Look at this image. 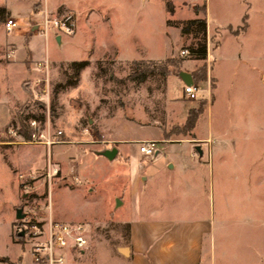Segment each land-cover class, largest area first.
<instances>
[{
  "label": "rangeland",
  "instance_id": "374dc122",
  "mask_svg": "<svg viewBox=\"0 0 264 264\" xmlns=\"http://www.w3.org/2000/svg\"><path fill=\"white\" fill-rule=\"evenodd\" d=\"M29 1L0 0V264H31L29 243L17 241L22 219L16 218V212L22 208L25 214L32 205L36 218L43 220L49 215L45 207L49 199L53 219L90 227L89 244L75 264L119 263L116 247L123 244L127 228L118 216L130 212L124 189L139 172L148 176L141 186V201H150L155 209L169 204L191 208L197 187L192 191L191 186H169L162 168L174 153L191 150L194 159L200 158L196 149L157 142L160 157L150 159L139 151L136 140L130 143L129 159L120 151L116 159H109L103 145L112 148L114 144H103L87 132L93 128L88 118L110 115L117 116L108 126L112 132L125 138H148L157 129L126 120L146 121L143 112L172 131L170 141L195 136L194 130L197 135L210 133L213 167L200 171L205 178L200 179L195 206L214 211L218 229L223 226L221 218L228 217L232 221L224 226L227 230L243 227L260 232L259 264H264V0H199L198 7L206 3V15H202L211 28L206 48L213 53L199 64L205 62L207 79H213L214 87L209 82L206 91L201 83L198 99L185 107L177 99L183 95L182 61L186 66L198 61L191 60V55L182 58L179 52L201 34L185 39L174 27L181 25L176 18H187L191 12L177 7L169 13L161 0H73L75 33L61 35L58 44L53 32L45 39L30 30L34 14L26 12ZM59 8L57 13L70 10ZM84 8L91 13L78 14ZM2 9L20 13L2 16ZM8 18L19 26L12 33L4 27ZM25 37H29V47L38 51L39 60L47 53L48 73L35 69L38 60L22 61ZM218 42L219 48L212 52ZM74 60L91 61L85 80L96 82L102 111L93 109V87L85 95L77 89L79 81L75 86H59L63 70ZM211 64L217 85L208 76ZM189 110L199 114L196 126L187 133L182 128L186 119L183 124L180 120ZM22 131L31 133L30 138ZM218 143L223 148L218 149ZM53 168L56 173L49 175ZM157 168L159 175L151 178ZM23 186L32 194L25 200ZM120 196L125 200L122 206ZM235 263L230 258L226 264Z\"/></svg>",
  "mask_w": 264,
  "mask_h": 264
},
{
  "label": "crops",
  "instance_id": "0c3cea01",
  "mask_svg": "<svg viewBox=\"0 0 264 264\" xmlns=\"http://www.w3.org/2000/svg\"><path fill=\"white\" fill-rule=\"evenodd\" d=\"M161 1L167 12V2L171 4L173 10L169 13L173 14L174 12H176L177 7L179 9H184L191 12V16L187 18H176L175 20L179 23L188 19L205 18L206 34H210L211 28L209 30L207 18L206 16L204 17L202 15H206V3L200 4L202 6L198 7L199 0H179L178 4H174L173 0ZM29 2L30 7L28 9L26 8V12L30 14H34L36 10L42 8L43 6L54 13H57V10L60 9L59 7L70 9V11H74L76 13L73 0H57L56 3L54 2L51 4H49L48 0H30ZM203 5H205V11H203ZM91 11L92 10L90 8H84L82 11H78V14H82L84 12H88L90 14ZM19 13L20 11H15V13H12L10 11L6 13V15L15 17ZM86 20H88V17H86ZM174 28L180 29L179 27ZM182 36L187 39L189 35L182 34ZM47 38L48 36L45 39ZM55 39L58 44L62 43L61 36H56ZM24 42L25 50L22 61L26 63L27 61L39 60L37 57L38 51L36 49L34 50L28 45L29 37H25ZM219 46L220 43L218 42L212 52H216ZM212 54L213 53L211 52L210 54L209 52H207V56L209 57V59H211ZM44 58L48 59V61L50 60L47 53ZM44 58H40V60ZM119 60L125 62L137 61L126 59ZM191 60L198 61V63H194L191 66H186L184 65L183 60L181 71L190 73L192 76V72L198 65H200L199 63H201L202 60H198L195 58H192ZM90 62L91 61H89V64ZM211 66L212 67L208 69V76L210 75L214 77L215 83L217 85V77L213 75V64H211ZM85 69L81 71L82 76L79 80L77 89H81L82 93L86 95V93H89L93 87V94L95 97L93 109L102 111L103 108L101 107L100 103H97L98 96L96 93V82L92 83L90 79H88L87 81L85 80ZM179 78L181 79L180 76ZM181 81L183 82L182 79ZM201 83L205 84L204 87L207 91L206 87L209 84V79L200 81L196 85L200 88ZM183 84L185 85L184 82ZM182 97L177 99L181 104H183V107H185L187 103H192V101L184 98V93ZM146 115L147 114L143 112L142 118L145 120L147 119L146 121L138 120L135 118L126 119L133 120L135 123H138L140 125L150 126L157 129V131H155V135H152L145 139L125 138L118 133L112 132L110 129H108V126L109 123H112V121L117 118V116L113 117L110 115L108 117L100 115V117L94 120L88 118L89 123H91L92 121L93 128L88 129L87 132L92 137L95 136L96 139L99 138L100 142L103 144H114L112 148H110L107 144L103 145L106 147V150L116 149V154L113 156V158L109 159H116L115 157L118 154H121L120 152L125 155L126 159H129V154L131 151L130 143L136 140V142L138 143L147 140H155L158 143H183L186 144L189 149H196L198 154L200 155V158L194 159L195 153L191 150L188 154L185 152L174 153L166 159L162 168V171H165L164 175L167 178L166 182H168L169 186H191L192 191H194L193 187H197V189L194 191V193L196 192V195L191 196V198L194 199L195 202L193 201L192 206H190L191 208L186 210H182V207H178L177 204H169L170 206L165 207H162L161 205L158 209H155V206L150 201L145 199L141 201L140 199L141 186L145 185L148 180V176L140 172L138 174L136 173L134 177L125 185L128 186L127 189H124L129 201L130 212L128 213V215L118 216L120 219L119 222L126 224L127 235L123 244H118L116 247L118 252L116 257L119 259V263H116L226 264L227 260L232 258L236 262L235 264H256V262L257 264H259L262 258V251L260 249V240L262 236L260 232H247L243 227H240V229L237 230H227L224 226L232 221V219L228 217L225 219L221 218L220 224L223 226L222 229H218L215 226L214 211H205V209H202L200 206L197 205L199 209L197 206H195L197 200L200 197V195L197 193L199 191L198 187L202 186L200 183V179L204 181L205 178L200 175V171L201 169L205 170L207 167L209 169L213 167V139L210 133H208L207 135H197L194 130L195 136L183 137L181 139H177L176 141H170V139L165 136V132H167L166 129H164L161 124H158L157 119H155L154 116L147 117ZM186 116V113H183V115H181L180 124L184 123ZM149 118H151L153 121H148ZM92 141L96 142L98 140ZM218 144V149L223 148V145H221V143ZM217 153L221 154L222 151L220 152V150H217ZM156 157H160L159 151L156 153L154 158L150 159H156ZM160 171V168L152 170V174L150 177L154 178L155 176L159 175ZM186 174L188 175L186 176ZM172 175L175 176L173 177V180L170 179L169 181V177ZM122 198L123 196L118 197L119 200L121 199V201H119V203H121V206L125 201L122 200ZM237 221L240 222L239 220ZM251 221L252 220L250 219L249 223H251ZM254 222L255 220H253V223Z\"/></svg>",
  "mask_w": 264,
  "mask_h": 264
},
{
  "label": "built area",
  "instance_id": "2783aa9c",
  "mask_svg": "<svg viewBox=\"0 0 264 264\" xmlns=\"http://www.w3.org/2000/svg\"><path fill=\"white\" fill-rule=\"evenodd\" d=\"M4 27L7 33H12L19 26L15 19L8 18ZM30 30L37 32L43 37H47L50 32L56 36L72 35L76 30V16L72 11H63L54 13L46 7L39 8L34 12L33 21L30 23ZM180 57L184 58L189 55L187 48H183L179 52ZM35 69L44 73H48L50 63L44 58L35 62ZM200 88L194 84H185L183 86L184 97L187 100L198 99ZM36 120H31V124H35ZM17 134L15 130L12 131ZM20 136V135H19ZM49 140V144H50ZM157 141L147 140L139 142V151L150 158H154L158 149ZM49 172L56 173V169ZM23 177V175H20ZM25 189V199L30 198L32 194ZM49 215L43 220L37 219V213L32 205L22 218V223L18 228L19 232H23L24 241L29 243L31 264H75L76 260L81 256L89 244L90 227L83 222H65L55 220L51 215V201L47 204Z\"/></svg>",
  "mask_w": 264,
  "mask_h": 264
},
{
  "label": "trees",
  "instance_id": "16d2710c",
  "mask_svg": "<svg viewBox=\"0 0 264 264\" xmlns=\"http://www.w3.org/2000/svg\"><path fill=\"white\" fill-rule=\"evenodd\" d=\"M203 11H205V5H203ZM167 10L169 12H172V6L169 2H167ZM1 15H6L4 10L2 9ZM246 16L243 17V21H245ZM180 31L183 35H189L191 34L194 37H197L196 35L198 33L201 34V38L197 40V42L192 43L190 46H188L189 55L192 56V58L198 59V60H205L207 56V48H206V20L205 18H194V19H188L186 21H183L180 23ZM172 58L167 59V61H171ZM29 62V61H27ZM136 62V61H134ZM203 62L198 68H196L192 72L193 77V83L197 84L200 81H205L207 79V70H206V64ZM89 65L88 60H74L70 61L65 70H63V82L61 81L59 83V86L61 88L68 87V86H75L79 81L80 73L83 69H85ZM210 88L214 87L213 79L210 77ZM201 103L204 105L206 101H201ZM198 112L189 110L187 114L186 121L183 125V130L187 133L192 131V129L195 126L196 120L198 118ZM20 131V130H19ZM22 133L26 138H30V134L28 131H22ZM172 134L171 132H165V136L167 138L170 137ZM25 200V195L22 196ZM21 221V220H19ZM17 241L24 242V236H20L18 233L16 234ZM3 262H8L7 258L2 259ZM15 264V263H14Z\"/></svg>",
  "mask_w": 264,
  "mask_h": 264
},
{
  "label": "water",
  "instance_id": "95a60500",
  "mask_svg": "<svg viewBox=\"0 0 264 264\" xmlns=\"http://www.w3.org/2000/svg\"><path fill=\"white\" fill-rule=\"evenodd\" d=\"M179 76L181 77V79L183 80V82L185 84H191L193 82L192 80V76L190 73H187V72H179ZM116 154V149H112V150H106L104 152V155L107 156L108 158H113V156ZM24 213L22 212V208H19L17 209V212H16V218L17 219H22L24 217ZM19 235H23V232H19Z\"/></svg>",
  "mask_w": 264,
  "mask_h": 264
}]
</instances>
